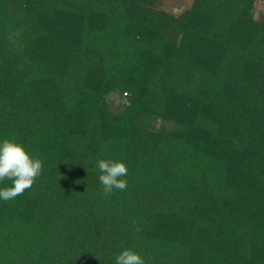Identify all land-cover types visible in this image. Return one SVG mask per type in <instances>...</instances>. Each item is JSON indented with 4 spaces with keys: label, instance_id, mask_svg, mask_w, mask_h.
I'll return each mask as SVG.
<instances>
[{
    "label": "trees",
    "instance_id": "16d2710c",
    "mask_svg": "<svg viewBox=\"0 0 264 264\" xmlns=\"http://www.w3.org/2000/svg\"><path fill=\"white\" fill-rule=\"evenodd\" d=\"M256 1L0 0V143L42 162L0 200V264H264Z\"/></svg>",
    "mask_w": 264,
    "mask_h": 264
},
{
    "label": "clouds",
    "instance_id": "9594fccd",
    "mask_svg": "<svg viewBox=\"0 0 264 264\" xmlns=\"http://www.w3.org/2000/svg\"><path fill=\"white\" fill-rule=\"evenodd\" d=\"M99 181L103 194L107 197L113 190H125L128 169L122 161L99 159ZM42 162L33 158L19 143L5 139L0 143V181H12V186L0 188V200L8 201L30 189L41 175ZM115 264H145L144 259L135 251L125 248L115 258Z\"/></svg>",
    "mask_w": 264,
    "mask_h": 264
},
{
    "label": "rangeland",
    "instance_id": "374dc122",
    "mask_svg": "<svg viewBox=\"0 0 264 264\" xmlns=\"http://www.w3.org/2000/svg\"><path fill=\"white\" fill-rule=\"evenodd\" d=\"M192 2L193 0H164L162 7L174 13H179L190 7ZM261 13H264V0H257L255 7L256 17H259Z\"/></svg>",
    "mask_w": 264,
    "mask_h": 264
}]
</instances>
